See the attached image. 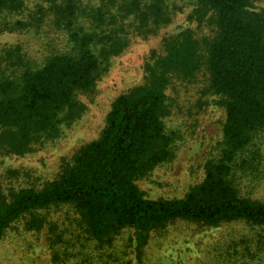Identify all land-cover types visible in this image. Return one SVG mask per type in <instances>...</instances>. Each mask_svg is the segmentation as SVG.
Here are the masks:
<instances>
[{"label": "trees", "instance_id": "trees-1", "mask_svg": "<svg viewBox=\"0 0 264 264\" xmlns=\"http://www.w3.org/2000/svg\"><path fill=\"white\" fill-rule=\"evenodd\" d=\"M65 22L70 52L47 58L40 67L24 65L15 52L0 53V157H24L54 144L61 125L70 126L85 107L77 95L91 93L109 60L128 45V35L147 38L169 23L165 0H132L121 20L96 11L93 29L75 28L76 0H44ZM198 12L214 17L215 35L205 54L189 32L165 38L164 54L144 67V82L112 103L99 137L82 146L60 176L42 189L23 188L10 200L0 196V240L12 224L28 217L25 228L46 225L54 264H140L150 235L176 222L201 227L230 223L256 229L251 240L233 248L239 264L264 259V203L240 195L234 178L248 165L238 158L256 133L264 131V15L249 0H194ZM20 0H0V11H16ZM123 11V9H122ZM106 25L107 29L102 30ZM10 60V61H7ZM204 68V93L217 97L225 112L219 156L203 165V180L182 199L151 200L136 185L171 156L166 90L171 81L191 80ZM70 206L78 216L60 230L43 212ZM133 235V260L117 239ZM68 239V240H67ZM230 264V263H229Z\"/></svg>", "mask_w": 264, "mask_h": 264}, {"label": "rangeland", "instance_id": "rangeland-1", "mask_svg": "<svg viewBox=\"0 0 264 264\" xmlns=\"http://www.w3.org/2000/svg\"><path fill=\"white\" fill-rule=\"evenodd\" d=\"M58 0L56 4H62ZM132 0H76L75 28H94L96 11L116 25L128 29L129 19L120 15L129 9ZM252 11L264 15V0H249ZM18 10L0 11V53H17L25 68L40 67L53 56L70 52L66 24L57 16L54 5L44 0H20ZM169 23L154 35L141 38L128 35V45L117 57L109 60L91 93L77 95L85 111L70 126L61 125L60 138L52 145L38 148L24 157H0V196L6 200L23 188L42 189L57 179L72 164L78 150L96 140L105 125L113 101L129 89L144 82V67L164 54L165 38L189 32L198 43V53L205 54V43L215 35L211 13L202 14L194 0H165ZM123 9V11H122ZM107 29L106 25L102 30ZM10 61V60H7ZM207 74L204 68L191 80H172L166 90L168 115L163 122L171 139L170 159L157 167L136 185L151 200L182 199L189 188L204 177L203 165L219 156L222 142L224 109L217 97L205 94ZM248 165L235 173V186L243 197L264 203V131L254 135L247 150L238 158ZM60 230L73 225L78 216L70 206L43 212ZM28 217L12 224L0 240V264H54L47 241L48 226L39 232L28 231ZM75 225L65 235L75 231ZM257 234L244 224L230 223L219 227H201L176 222L150 235L142 250L140 264H239L233 249ZM68 240V239H67ZM117 250L125 247L126 258H136L133 235L126 232L117 239ZM254 264H257L254 262ZM264 264V259L261 263Z\"/></svg>", "mask_w": 264, "mask_h": 264}]
</instances>
